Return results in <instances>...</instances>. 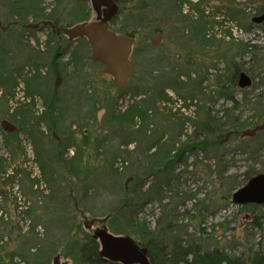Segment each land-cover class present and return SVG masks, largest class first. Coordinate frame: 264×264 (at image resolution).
<instances>
[{
	"label": "rangeland",
	"instance_id": "1",
	"mask_svg": "<svg viewBox=\"0 0 264 264\" xmlns=\"http://www.w3.org/2000/svg\"><path fill=\"white\" fill-rule=\"evenodd\" d=\"M262 1L117 0L111 30L134 38V74L117 90L85 39L28 27L94 22L90 0H0V264H80L100 228L86 227L92 219L138 245L135 223L149 233L171 225L164 245L177 236L244 260L264 249V202H232L264 176V130L241 137L264 125V22H251ZM235 68L248 88L231 81ZM194 138L205 149L165 169ZM139 180L141 194L152 191L145 205L118 212Z\"/></svg>",
	"mask_w": 264,
	"mask_h": 264
},
{
	"label": "water",
	"instance_id": "2",
	"mask_svg": "<svg viewBox=\"0 0 264 264\" xmlns=\"http://www.w3.org/2000/svg\"><path fill=\"white\" fill-rule=\"evenodd\" d=\"M92 11L96 19L91 23H81L71 28L60 29L51 22H43L42 25L49 26L53 33L62 34L69 41L85 39L90 47V61L102 63L103 69L99 71V76L108 75L113 78L112 84L115 88L121 89L126 86V82L134 73V63L129 61L131 47L134 43L123 35H115L109 31V21L112 20L119 11L117 4L113 0H90ZM253 22L258 24L264 22V14L254 18ZM41 24L28 26L33 29L39 28ZM161 35L156 34L150 39L152 46L158 45ZM59 84V79L56 85ZM251 85L250 79L244 74L239 75L238 87L248 88ZM3 131L7 134L15 132L16 128L6 121L1 122ZM264 125L255 127L250 132L241 133V137H253L257 132L263 131ZM230 133L225 137L228 139ZM232 202L237 206L247 204L259 205L264 202V176L258 175L248 181V183L237 191ZM107 219H92L87 221L86 227L90 229L93 224L100 223L101 227L94 231L92 237L98 241L101 247L99 256L104 258V263L108 261L118 264H149L148 249L136 244L129 237L113 236L109 234L106 227ZM52 264H60V257L57 255Z\"/></svg>",
	"mask_w": 264,
	"mask_h": 264
},
{
	"label": "trees",
	"instance_id": "3",
	"mask_svg": "<svg viewBox=\"0 0 264 264\" xmlns=\"http://www.w3.org/2000/svg\"><path fill=\"white\" fill-rule=\"evenodd\" d=\"M114 1L117 3V0ZM262 2V7L260 9L261 15L264 14V0ZM254 18L251 19V22L253 24H256L253 22ZM47 20L45 19V21H41L39 22V24L43 26L42 23L47 22ZM54 26L59 28L55 23ZM252 48L255 47L252 46ZM237 73L238 70L235 68L234 76L231 81H234L237 76V78L239 79L240 74L237 75ZM226 97L229 101L234 103V107L237 106V103L234 101L233 97H231L229 94H227ZM135 112L136 108L125 110L123 112L122 119H124L125 121L131 119L132 115L134 116ZM6 137L9 136L7 135ZM194 139L195 140L193 142H187L185 144L183 143L180 150L175 153L174 157L167 161L165 169L169 167V165L182 162L184 160L183 156L186 153H194L195 151L205 149V147L207 146L206 142L200 141L198 138ZM211 144L214 145L215 143ZM253 177L255 176L251 175L249 180ZM145 182L146 181L144 180H139L135 183L134 187L131 188L129 192V195L132 194L134 196V199L125 198L120 208L118 209V212L128 213L130 216H132V214H137L138 211L143 208L147 201V198L152 193V191H148L147 193L141 194V190L145 186ZM113 223L114 221L110 220V228L114 232L118 233V228L116 229L115 227H113ZM130 223L131 225H134L135 222L132 221ZM251 224L252 227H261L259 218L252 220ZM135 225L140 231V234L136 233L135 231H132V234H135L139 238V246L148 249L149 264H264V249L261 251L253 252L251 255H249L247 260H244L242 258L230 257L217 248L209 252L202 250L198 243L186 242L184 244L178 239L177 236L172 237L173 240H170V242L167 243L168 245L166 243L164 245V243L162 242L164 236L166 237L168 236V234L173 235L174 230L171 225H168L163 233H158L156 231L149 233L147 232L144 224L135 223ZM77 256L80 264H118L111 262L104 263L99 256L98 244L93 239H89L86 243L79 247Z\"/></svg>",
	"mask_w": 264,
	"mask_h": 264
},
{
	"label": "flooded vegetation",
	"instance_id": "4",
	"mask_svg": "<svg viewBox=\"0 0 264 264\" xmlns=\"http://www.w3.org/2000/svg\"><path fill=\"white\" fill-rule=\"evenodd\" d=\"M114 1V0H113ZM115 2V1H114ZM116 3V2H115ZM117 4V3H116ZM118 6V5H117ZM113 20V19H112ZM112 20H110L109 21V31L110 32H112V33H114L112 30H111V21ZM54 25V24H53ZM28 26H32V25H28ZM53 32V31H52ZM55 34V33H54ZM115 35H118V34H116V33H114ZM156 34H159V33H156ZM121 35V34H120ZM123 36H125V37H127V38H129V39H132L133 41H134V38H133V36L132 35H123ZM134 44V43H133ZM132 49H133V45H132V47H131V52H130V56H129V58H128V60L129 61H132L130 58H131V54H132ZM91 62V61H90ZM133 62V61H132ZM94 63H97V64H99L100 66H101V69H103L104 67H103V65H102V63H100V62H98V61H96V62H94ZM134 63V62H133ZM134 74V73H133ZM108 76V75H107ZM133 76V75H132ZM110 77V82H111V85L113 86V84H112V81H113V78L111 77V76H109ZM129 81H130V78L127 80V82H126V86L124 87V88H121V89H117V90H123V89H125L127 86H128V84H129ZM114 87V86H113ZM115 88V87H114ZM95 224H97V225H99V227H101V224L100 223H95ZM95 224H93V226L95 225ZM92 226V227H93ZM98 229V228H97ZM97 229H95V230H97ZM94 233V232H93ZM100 250H101V247H100ZM100 250H99V253H100ZM103 261H104V258H101ZM110 261H108L107 263H109ZM112 263V262H111Z\"/></svg>",
	"mask_w": 264,
	"mask_h": 264
}]
</instances>
